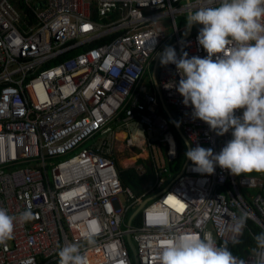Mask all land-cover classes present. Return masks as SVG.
I'll return each instance as SVG.
<instances>
[{"label":"built area","instance_id":"built-area-1","mask_svg":"<svg viewBox=\"0 0 264 264\" xmlns=\"http://www.w3.org/2000/svg\"><path fill=\"white\" fill-rule=\"evenodd\" d=\"M218 5L0 0V207L17 218L12 239L0 243V264H57L59 249L69 243L79 244L86 264H159L167 241L208 232L254 264L256 236L264 232V172L234 175L217 165L213 174H202L190 160L172 172L179 148L159 103L160 95L177 113L192 147L219 153L232 138L231 131L218 135L193 117L176 90L174 64L160 65L156 74L171 38L178 57L207 55L197 42L202 25L186 29L187 17ZM120 142L139 176L146 166L152 171L139 195L122 184L115 155ZM29 208L33 219L21 221ZM246 233L253 248L241 258L234 250Z\"/></svg>","mask_w":264,"mask_h":264},{"label":"clouds","instance_id":"clouds-1","mask_svg":"<svg viewBox=\"0 0 264 264\" xmlns=\"http://www.w3.org/2000/svg\"><path fill=\"white\" fill-rule=\"evenodd\" d=\"M197 24L202 25L197 42L207 55L189 57L185 51L178 57L174 47L166 46L160 63L176 66V90L193 117L218 135L231 131L232 138L219 153L197 144L189 145L185 156L192 170L202 174H213L217 165L234 175L264 172V0H219L218 6L199 8L187 17L186 29ZM31 219L30 208L20 214L23 222ZM16 220L0 207V243L12 239ZM243 226L241 219L235 231ZM82 235L94 242L88 233ZM256 244L254 264H264V232L256 236ZM57 255V264H86L78 243L64 245ZM157 258L159 264H245L210 232L177 235Z\"/></svg>","mask_w":264,"mask_h":264},{"label":"trees","instance_id":"trees-1","mask_svg":"<svg viewBox=\"0 0 264 264\" xmlns=\"http://www.w3.org/2000/svg\"><path fill=\"white\" fill-rule=\"evenodd\" d=\"M175 137L179 148V157L177 161L171 165V171L177 173L187 160V157L185 156V152L187 151V148L184 142L182 141V139H180L176 133H175ZM131 161L133 160L125 161V163ZM118 167H119L122 184L125 187H129L135 194L137 195L141 194L144 191L143 187L141 186L142 180L152 174L151 169L148 166H146V174L144 176H139L133 168L124 169L120 166ZM250 225L255 232H258V228L254 226V224L250 222ZM248 248L250 249L253 248V242L250 235L246 233L243 239L240 241V244L235 247L234 251L235 253L240 255L241 258H243L245 257Z\"/></svg>","mask_w":264,"mask_h":264},{"label":"rangeland","instance_id":"rangeland-1","mask_svg":"<svg viewBox=\"0 0 264 264\" xmlns=\"http://www.w3.org/2000/svg\"><path fill=\"white\" fill-rule=\"evenodd\" d=\"M182 18H178V20H177V26H178V28L180 29V28H182ZM164 28H165V31L168 33V34H170L171 33V28H169L167 25H166V23H164ZM180 33H182V34H184V33H186L185 31H182V30H180ZM172 41V38L171 39H169V41L166 43V45L165 46H168V44L170 43ZM160 65H161V63H160V58H159V63H158V65H157V69H156V74H158V72H159V69H160ZM152 68L153 67H151V70H152ZM139 130V129H138ZM134 134H136V132L134 133ZM118 138L119 139H121V140H123L124 138H125V134H124V131H121L120 133H119V136H118ZM93 145V142H87L86 143V146H92ZM131 153H140V150L139 149H134V148H131ZM132 154V155H133ZM115 155H116V157H117V166H120V167H122V168H124V169H127V168H135L136 167V163L135 164H132V163H134V159H129V158H127V154H125V152H124V149H123V145H122V143L120 142V143H118L117 145H116V150H115ZM154 155H155V157L156 158H160V153H158L157 152V150H155L154 149ZM134 157V156H133ZM129 160H133V161H131V162H128V163H125V161H129ZM119 168V167H118ZM149 177H151V175L150 176H148L147 178H149Z\"/></svg>","mask_w":264,"mask_h":264},{"label":"water","instance_id":"water-1","mask_svg":"<svg viewBox=\"0 0 264 264\" xmlns=\"http://www.w3.org/2000/svg\"><path fill=\"white\" fill-rule=\"evenodd\" d=\"M154 71H155V65L153 67V72L152 75L154 76ZM159 103H160V109L164 113L165 116L169 119L172 127L174 128L175 133L178 135L180 139L184 142L186 148L190 145L189 140L187 139L186 135L182 131V129L179 128L177 121L175 120V117H177V113L175 111H170L164 104L161 96L159 95ZM189 161L187 158L186 163ZM140 207V206H139ZM139 207L137 209H139ZM136 263V262H135Z\"/></svg>","mask_w":264,"mask_h":264},{"label":"bare ground","instance_id":"bare-ground-1","mask_svg":"<svg viewBox=\"0 0 264 264\" xmlns=\"http://www.w3.org/2000/svg\"><path fill=\"white\" fill-rule=\"evenodd\" d=\"M135 138H138V134L135 135ZM180 206H182V204H180Z\"/></svg>","mask_w":264,"mask_h":264},{"label":"crops","instance_id":"crops-1","mask_svg":"<svg viewBox=\"0 0 264 264\" xmlns=\"http://www.w3.org/2000/svg\"><path fill=\"white\" fill-rule=\"evenodd\" d=\"M130 159H135V158H133V157H130Z\"/></svg>","mask_w":264,"mask_h":264},{"label":"flooded vegetation","instance_id":"flooded-vegetation-1","mask_svg":"<svg viewBox=\"0 0 264 264\" xmlns=\"http://www.w3.org/2000/svg\"><path fill=\"white\" fill-rule=\"evenodd\" d=\"M135 170V169H134ZM136 171V170H135ZM137 173V172H136Z\"/></svg>","mask_w":264,"mask_h":264}]
</instances>
